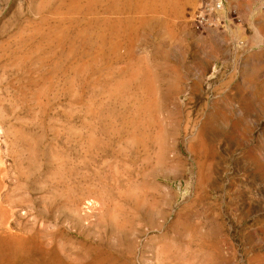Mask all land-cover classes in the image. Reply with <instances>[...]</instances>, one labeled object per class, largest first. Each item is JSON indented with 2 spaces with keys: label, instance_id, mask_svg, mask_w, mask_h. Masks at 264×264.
Segmentation results:
<instances>
[{
  "label": "rangeland",
  "instance_id": "rangeland-1",
  "mask_svg": "<svg viewBox=\"0 0 264 264\" xmlns=\"http://www.w3.org/2000/svg\"><path fill=\"white\" fill-rule=\"evenodd\" d=\"M207 1L0 0V264H264V0Z\"/></svg>",
  "mask_w": 264,
  "mask_h": 264
},
{
  "label": "built area",
  "instance_id": "built-area-1",
  "mask_svg": "<svg viewBox=\"0 0 264 264\" xmlns=\"http://www.w3.org/2000/svg\"><path fill=\"white\" fill-rule=\"evenodd\" d=\"M224 7L223 0H210L197 10V19L202 24L210 26L218 21V13Z\"/></svg>",
  "mask_w": 264,
  "mask_h": 264
},
{
  "label": "bare ground",
  "instance_id": "bare-ground-1",
  "mask_svg": "<svg viewBox=\"0 0 264 264\" xmlns=\"http://www.w3.org/2000/svg\"><path fill=\"white\" fill-rule=\"evenodd\" d=\"M226 6V5H225ZM228 15V14H227ZM231 27V26H230Z\"/></svg>",
  "mask_w": 264,
  "mask_h": 264
}]
</instances>
